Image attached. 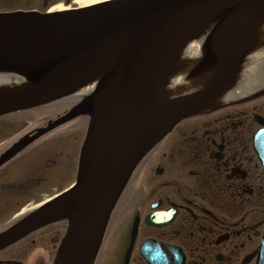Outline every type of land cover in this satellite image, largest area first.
<instances>
[{"label": "water", "instance_id": "water-1", "mask_svg": "<svg viewBox=\"0 0 264 264\" xmlns=\"http://www.w3.org/2000/svg\"><path fill=\"white\" fill-rule=\"evenodd\" d=\"M261 22L264 0H111L65 12L0 13V72L26 81L0 89V116L59 101L97 79L82 104L0 159L77 115L89 116L75 186L1 232L0 250L57 212L68 226L54 264H89L137 164L179 121L215 104L254 48ZM208 28L196 73L206 68L212 78L198 92L162 103L159 92L176 72L178 52ZM253 145L264 169V131Z\"/></svg>", "mask_w": 264, "mask_h": 264}, {"label": "flooded vegetation", "instance_id": "flooded-vegetation-1", "mask_svg": "<svg viewBox=\"0 0 264 264\" xmlns=\"http://www.w3.org/2000/svg\"><path fill=\"white\" fill-rule=\"evenodd\" d=\"M256 84L250 93L264 88L261 79ZM84 121L64 124L0 167V218L13 213L0 230L18 214L13 209L30 204L26 198L68 185ZM261 129L264 95L177 124L134 171L110 223L116 229L128 218L125 233H108L94 264H149V257L161 264H263L264 174L252 147ZM4 141L0 156L12 143ZM63 226L48 225L1 250L0 264H52Z\"/></svg>", "mask_w": 264, "mask_h": 264}, {"label": "bare ground", "instance_id": "bare-ground-1", "mask_svg": "<svg viewBox=\"0 0 264 264\" xmlns=\"http://www.w3.org/2000/svg\"><path fill=\"white\" fill-rule=\"evenodd\" d=\"M108 0H74L73 3L69 6H64L59 4L52 7L50 12L69 10L72 7H86ZM74 5V6H73ZM209 31V30H208ZM207 31V32H208ZM207 32L202 33L199 38H194L193 40L185 43L176 59L173 61L172 68L176 70L177 74L169 76L165 81L164 85L160 90V99L162 103L173 101L176 98L182 96H188L194 94L203 88L206 82L209 81L210 76H207L202 80V82H197L190 79V74L193 69L202 63L204 59L203 51V41ZM257 32H260L257 30ZM175 72V73H176ZM188 79V82L185 80ZM26 83L24 77L15 74V73H2L0 72V89L1 88H23V85ZM97 83V79L94 78L92 81L87 82L81 88L77 89L73 94L76 96L89 97ZM232 95V94H231ZM54 215V216H53ZM47 218L43 219L42 217L38 219V223H43L46 220L56 218V214L49 213L46 215Z\"/></svg>", "mask_w": 264, "mask_h": 264}, {"label": "rangeland", "instance_id": "rangeland-1", "mask_svg": "<svg viewBox=\"0 0 264 264\" xmlns=\"http://www.w3.org/2000/svg\"><path fill=\"white\" fill-rule=\"evenodd\" d=\"M64 1L65 0H47V4H46V8H43L44 5V0H0V11H9V10H37V11H44L45 9H51L54 6H57L59 4L64 5ZM74 1V0H72ZM70 2V5L73 2ZM74 6V5H73ZM62 105V104H61ZM45 115V110H37V111H33V112H29L26 114H23L22 117L20 118H13L11 120H8L5 122V124H10L13 123L14 126L12 128H14L13 130H11L9 133L6 134V132L1 133L0 132V138L2 137H6L10 136V138H13L14 136H16L21 129H28L34 125H36L37 123H39L40 121H42V117H44ZM3 122V121H2ZM1 123V121H0ZM3 124V125H5ZM11 126V125H9ZM60 141H63V138H59ZM75 158V157H74ZM153 173V172H152ZM152 173L148 174V182L150 181V178L152 176ZM72 179V178H71ZM71 179L69 181H71ZM59 189L57 188L56 184H53V186L49 187L46 192L34 196H31L29 198H26L28 202H30V204H35L38 202L43 201L45 198H48L52 195H54ZM120 201V200H119ZM18 209L20 208H15L12 210V212H16L18 211ZM13 213H10L4 217L0 218V226L3 225V223L7 222V220L10 219L11 215ZM128 218L124 219L123 221V225H120L117 227L116 229V234H124L125 233V227L126 224L128 222ZM109 237L112 234H115V226L113 225L109 230ZM105 248V246L103 247Z\"/></svg>", "mask_w": 264, "mask_h": 264}]
</instances>
